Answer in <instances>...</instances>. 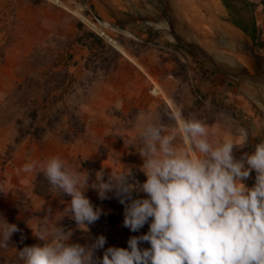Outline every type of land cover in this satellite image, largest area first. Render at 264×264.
Returning <instances> with one entry per match:
<instances>
[{
	"label": "rangeland",
	"instance_id": "rangeland-1",
	"mask_svg": "<svg viewBox=\"0 0 264 264\" xmlns=\"http://www.w3.org/2000/svg\"><path fill=\"white\" fill-rule=\"evenodd\" d=\"M14 1L0 0V186L7 193L0 192V217L20 231L13 233L7 248H0V264H23L18 251L43 244L31 228L46 217L56 224L70 205L71 198L53 189L38 169L23 172L27 163L58 156L86 171L89 185L98 172H103L104 182L110 174L131 172L129 183L143 184L147 177L137 151L142 122L162 118L173 126L170 114L203 120L210 132L215 130L214 140L231 137L240 143L239 129H245L248 141L234 148L236 159L251 154L264 140V108L252 99L258 96V86L264 89V0H204L197 7L198 37L205 50L214 54L220 48L263 81L257 85L236 81L162 35L126 24L143 43L125 42L121 52L60 8ZM96 11L111 18L101 5ZM239 26L248 28L247 34ZM223 38L227 44L219 42ZM240 41L256 46L260 64ZM149 78L158 82L163 96L151 93ZM255 177L253 170L244 183L251 188ZM85 195L102 214L87 231L63 217L58 223L71 232L69 243L91 245L103 235L104 248L95 252L102 258L108 247L127 248L130 237L148 232L150 221L136 232L123 225L125 204L131 200L121 204L115 189L101 199L89 186ZM131 197L148 198L140 191Z\"/></svg>",
	"mask_w": 264,
	"mask_h": 264
},
{
	"label": "clouds",
	"instance_id": "clouds-1",
	"mask_svg": "<svg viewBox=\"0 0 264 264\" xmlns=\"http://www.w3.org/2000/svg\"><path fill=\"white\" fill-rule=\"evenodd\" d=\"M139 119V117H138ZM175 121L168 126L162 118L143 120L138 134V153L143 160V184L129 183L131 172H103L89 185L86 171L69 166L58 156L33 161L22 171L39 170L51 187L70 197V205L61 219L68 216L83 225L97 221L102 210L94 208L85 195L91 186L101 199L115 189L120 203L125 200L123 225L139 231L146 223L149 230L128 240V247H108L102 258L101 235L91 245L69 243L70 231L49 218L43 219L33 235L43 244L25 246L18 251L23 264H264V140L251 154L234 157V148L248 141L245 129H239L240 143L233 138L214 140L215 130L198 118L170 114ZM255 171V184L244 181ZM133 191L147 194L146 199H132ZM0 192H5L0 186ZM0 248H7L16 224L0 217ZM84 230V229H82ZM23 239V237H22ZM142 242L150 244L141 248Z\"/></svg>",
	"mask_w": 264,
	"mask_h": 264
},
{
	"label": "crops",
	"instance_id": "crops-1",
	"mask_svg": "<svg viewBox=\"0 0 264 264\" xmlns=\"http://www.w3.org/2000/svg\"><path fill=\"white\" fill-rule=\"evenodd\" d=\"M21 1L23 0H16L14 3H21ZM193 1L133 0L131 6L124 2L121 3L122 5H113L109 0H92V3L95 10L101 5L102 10L105 8L109 12L111 18L104 16L103 18L106 20L119 21L120 25L129 24L134 28L138 27L147 32L162 35L168 42H176L178 45L194 51L186 43L205 48L202 45L203 40L198 37L200 31H198L197 23L199 18L197 7H199L200 1L204 0ZM104 2L106 7H104ZM190 2L193 4L190 5ZM109 3L112 6L108 5Z\"/></svg>",
	"mask_w": 264,
	"mask_h": 264
},
{
	"label": "built area",
	"instance_id": "built-area-1",
	"mask_svg": "<svg viewBox=\"0 0 264 264\" xmlns=\"http://www.w3.org/2000/svg\"><path fill=\"white\" fill-rule=\"evenodd\" d=\"M52 5L67 12L77 19L80 25L104 41L106 46L124 51L125 42L143 43V39L134 33L130 28L109 21L100 16L88 0H33ZM151 81V93L155 96H163L164 92L158 82Z\"/></svg>",
	"mask_w": 264,
	"mask_h": 264
},
{
	"label": "water",
	"instance_id": "water-1",
	"mask_svg": "<svg viewBox=\"0 0 264 264\" xmlns=\"http://www.w3.org/2000/svg\"><path fill=\"white\" fill-rule=\"evenodd\" d=\"M222 44H227L226 40L220 39L219 41ZM241 42V41H240ZM242 45V47L247 50L250 54V56L252 58H254L255 60L258 61V63L260 64L261 61V57L262 56H258L255 52V46H250L248 43L246 42H241L240 43ZM186 45L191 48L192 50H194V52H196L197 54H199L202 58H204L205 60L208 61V63H210L212 66H214V68L220 72H222L223 74L232 76L236 81H240V82H252V84L257 85V84H261L263 83V81L256 76L255 74L250 73L247 70L246 66H243L242 64H240L238 61L229 58L227 55H225L223 52H221L220 48L216 49V52L214 54L208 52L207 50L200 48L196 45H191L189 43H186ZM225 59H231V62H226ZM258 67L261 66L259 65ZM238 79V80H237ZM258 92V98L254 97L252 99L255 100L256 103H258L260 106H262L264 108V89H262L261 87H257ZM251 98V96H250Z\"/></svg>",
	"mask_w": 264,
	"mask_h": 264
},
{
	"label": "trees",
	"instance_id": "trees-1",
	"mask_svg": "<svg viewBox=\"0 0 264 264\" xmlns=\"http://www.w3.org/2000/svg\"><path fill=\"white\" fill-rule=\"evenodd\" d=\"M239 28L242 30V31H244L245 33H247V31H248V28H245V27H241V26H239ZM256 31V30H255ZM254 40H255V38L254 37H252ZM21 133V132H20ZM22 134V136H25V134H23V132L21 133Z\"/></svg>",
	"mask_w": 264,
	"mask_h": 264
},
{
	"label": "flooded vegetation",
	"instance_id": "flooded-vegetation-1",
	"mask_svg": "<svg viewBox=\"0 0 264 264\" xmlns=\"http://www.w3.org/2000/svg\"><path fill=\"white\" fill-rule=\"evenodd\" d=\"M241 30V29H240ZM244 32V31H243ZM245 33V32H244ZM245 34H247V33H245ZM255 46V45H254ZM255 52H256V46H255Z\"/></svg>",
	"mask_w": 264,
	"mask_h": 264
}]
</instances>
